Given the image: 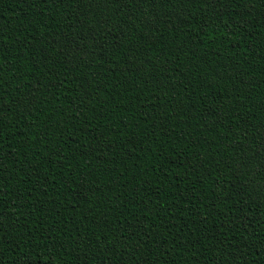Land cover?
Wrapping results in <instances>:
<instances>
[{
    "label": "trees",
    "instance_id": "obj_1",
    "mask_svg": "<svg viewBox=\"0 0 264 264\" xmlns=\"http://www.w3.org/2000/svg\"><path fill=\"white\" fill-rule=\"evenodd\" d=\"M0 264H264V0H0Z\"/></svg>",
    "mask_w": 264,
    "mask_h": 264
}]
</instances>
